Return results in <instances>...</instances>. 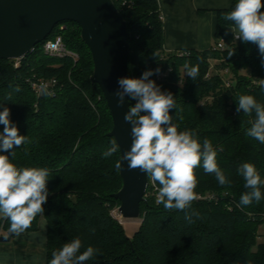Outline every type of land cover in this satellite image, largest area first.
Returning <instances> with one entry per match:
<instances>
[{
	"label": "trees",
	"instance_id": "trees-1",
	"mask_svg": "<svg viewBox=\"0 0 264 264\" xmlns=\"http://www.w3.org/2000/svg\"><path fill=\"white\" fill-rule=\"evenodd\" d=\"M113 2L129 33V78L160 69L149 79L173 94L176 108L169 113L173 123L178 130H194L201 143L208 138L214 148H223L217 161L231 183L221 186L202 167L195 169L198 198L192 207L199 218L194 216L189 223L183 211H168L156 203L159 185L151 186L149 179L141 204L143 221L128 237L112 215L120 207L113 197L122 188L115 168L120 150L111 157L102 155L114 139L109 137L112 116L100 87L91 82L94 64L80 27L62 22L24 59L0 62V111L9 108L11 122L27 137L22 146L0 154L15 151L10 159L18 167L50 170L44 213L25 232H36L45 218V264L76 237L82 240L81 253L88 246L99 249L85 264H264V242L258 243L259 227L264 225V186L259 202L238 206L247 191L238 169L253 163L264 179V144L245 134L255 113L237 112L240 95H252L264 104V64L258 46L236 41L232 22L223 19L237 0L216 11L215 38L217 43L224 40L223 50L215 46L173 53L165 51L158 0ZM58 37L79 56L77 62L44 53V44ZM229 51L234 55L229 57ZM186 63L198 65L195 80L187 76ZM51 81H56L53 87L33 89V83ZM3 127L0 124V132ZM1 225L8 233L9 220L3 218Z\"/></svg>",
	"mask_w": 264,
	"mask_h": 264
},
{
	"label": "clouds",
	"instance_id": "clouds-1",
	"mask_svg": "<svg viewBox=\"0 0 264 264\" xmlns=\"http://www.w3.org/2000/svg\"><path fill=\"white\" fill-rule=\"evenodd\" d=\"M264 0H237L233 10L223 15V19L232 22L234 38L244 43L255 44L259 48L264 64ZM234 55L229 51L228 56ZM187 76L193 80L199 75V67L184 65ZM160 69L145 71L141 78L122 77L118 79V90L114 93L117 105L123 106L125 97L135 101L124 114V121L131 125V147L123 154L129 170L139 169L147 174L153 183H158L156 203L165 210H180L185 219L193 222L199 213L192 205L197 200L198 179L195 169L202 167L205 174L214 175L221 186L230 185L231 181L220 168L217 156L223 148H214L205 138L201 143L194 130H178L173 123L170 109L176 108V101L171 92L162 91L155 80L149 79L159 74ZM19 89H17L18 91ZM245 115L255 113V119L249 121L246 136L264 144V104L252 95H240L237 100V112ZM0 152H8L14 146L26 143L27 137L20 135L15 124L10 120V109L0 111ZM119 150L115 139L103 152V157H111ZM10 155L0 154V217L10 222L9 232L20 235L31 227L37 215L44 213L43 205L47 202L49 190L47 182L50 170L46 167H18ZM115 168L121 169L117 161ZM238 173L243 177L244 188L238 206H248L254 200L262 198L264 186L259 171L253 163L241 164ZM82 240L79 237L63 244L62 248L52 253L50 264H85L92 260L99 249L88 246L81 253ZM247 264H252L248 261Z\"/></svg>",
	"mask_w": 264,
	"mask_h": 264
},
{
	"label": "water",
	"instance_id": "water-1",
	"mask_svg": "<svg viewBox=\"0 0 264 264\" xmlns=\"http://www.w3.org/2000/svg\"><path fill=\"white\" fill-rule=\"evenodd\" d=\"M62 22L80 27L94 64L91 82L100 87L112 116L109 137L117 141L121 157L122 188L113 195L120 202L118 213L125 220H138L149 178L139 169L129 170L122 160L132 142L131 125L124 121L132 103L125 97L124 105L118 106L114 93L118 79L129 77L130 43L127 24L113 0H0V62L24 59ZM12 237L8 232L0 243Z\"/></svg>",
	"mask_w": 264,
	"mask_h": 264
},
{
	"label": "crops",
	"instance_id": "crops-1",
	"mask_svg": "<svg viewBox=\"0 0 264 264\" xmlns=\"http://www.w3.org/2000/svg\"><path fill=\"white\" fill-rule=\"evenodd\" d=\"M232 1L158 0L165 30V51L173 53L209 49L215 34L216 11L228 8ZM46 262L47 222L44 217H41L36 232L14 234L9 243H0V264Z\"/></svg>",
	"mask_w": 264,
	"mask_h": 264
},
{
	"label": "built area",
	"instance_id": "built-area-1",
	"mask_svg": "<svg viewBox=\"0 0 264 264\" xmlns=\"http://www.w3.org/2000/svg\"><path fill=\"white\" fill-rule=\"evenodd\" d=\"M236 41H238V39H235ZM216 48L219 49V50H223L224 49V40L221 39L217 45H216ZM44 53L50 57H56V58H64V57H70L72 58L75 62L78 61L79 59V56L74 53V52H71L69 51L62 38L61 37H58L56 40L54 41H48L44 44ZM182 55V54H181ZM56 84V81H51L50 84L48 83H33V89L37 90V91H40L42 90L43 88L44 89H47L49 86L50 87H53L54 85ZM115 217V216H114ZM117 218V217H115ZM4 230L2 228V225L0 226V237L3 236V233Z\"/></svg>",
	"mask_w": 264,
	"mask_h": 264
},
{
	"label": "rangeland",
	"instance_id": "rangeland-1",
	"mask_svg": "<svg viewBox=\"0 0 264 264\" xmlns=\"http://www.w3.org/2000/svg\"><path fill=\"white\" fill-rule=\"evenodd\" d=\"M214 36H215V34H214ZM214 36L211 39V43H210L209 48L210 47H215L217 45V39ZM152 185H154V183L151 181V186ZM112 215L117 217L120 214L118 213V210H116V211H113ZM0 219H2V217H0ZM119 220L121 221V223L123 225V228L125 230V233H126V235L128 237H132L134 235V233L139 229L141 222L143 221V219H141V218L138 219V220H132V221L131 220H129V221L128 220H124V219H121V218ZM258 232L260 234V237L258 239V243L264 242V225L259 227V231ZM2 234H3V236H5L7 234V232L4 231Z\"/></svg>",
	"mask_w": 264,
	"mask_h": 264
},
{
	"label": "bare ground",
	"instance_id": "bare-ground-1",
	"mask_svg": "<svg viewBox=\"0 0 264 264\" xmlns=\"http://www.w3.org/2000/svg\"><path fill=\"white\" fill-rule=\"evenodd\" d=\"M34 50H35V49H34ZM117 217H118L119 219H120V218L123 219V218L121 217V215H118ZM124 220H125V219H124ZM128 221H129V220H128Z\"/></svg>",
	"mask_w": 264,
	"mask_h": 264
}]
</instances>
